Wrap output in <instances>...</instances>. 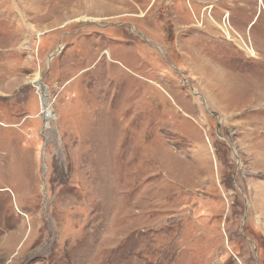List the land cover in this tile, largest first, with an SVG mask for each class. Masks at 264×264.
I'll return each instance as SVG.
<instances>
[{
	"label": "rangeland",
	"instance_id": "374dc122",
	"mask_svg": "<svg viewBox=\"0 0 264 264\" xmlns=\"http://www.w3.org/2000/svg\"><path fill=\"white\" fill-rule=\"evenodd\" d=\"M0 264H264V0H0Z\"/></svg>",
	"mask_w": 264,
	"mask_h": 264
},
{
	"label": "bare ground",
	"instance_id": "6f19581e",
	"mask_svg": "<svg viewBox=\"0 0 264 264\" xmlns=\"http://www.w3.org/2000/svg\"><path fill=\"white\" fill-rule=\"evenodd\" d=\"M41 91L43 93V97H44V100H45V119H46V126L48 127L49 126V121H50V118L52 117V110H51V106L50 104H48V98H47V90L45 89V87L41 86Z\"/></svg>",
	"mask_w": 264,
	"mask_h": 264
},
{
	"label": "water",
	"instance_id": "95a60500",
	"mask_svg": "<svg viewBox=\"0 0 264 264\" xmlns=\"http://www.w3.org/2000/svg\"><path fill=\"white\" fill-rule=\"evenodd\" d=\"M43 87H45L44 85H42Z\"/></svg>",
	"mask_w": 264,
	"mask_h": 264
}]
</instances>
